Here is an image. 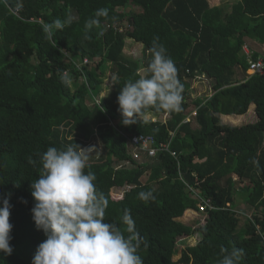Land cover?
<instances>
[{
    "label": "trees",
    "instance_id": "1",
    "mask_svg": "<svg viewBox=\"0 0 264 264\" xmlns=\"http://www.w3.org/2000/svg\"><path fill=\"white\" fill-rule=\"evenodd\" d=\"M101 8L103 35L93 28L85 39L86 20ZM69 16L70 25L45 38L43 24ZM154 37L177 68L181 110L149 108L145 122L125 126L117 97L125 82L151 75ZM246 38L264 45V0H235L226 11L209 0H0V194H10L13 225V252L0 251V264H32L46 239L31 211L37 153L69 145L96 147L88 163L108 200L105 221L127 235L130 211L147 245L144 264H219L221 249L232 247L243 249L241 264H264V75L246 72ZM135 44L139 55L125 53ZM108 70L121 85L105 93ZM202 77L211 94L189 99ZM251 105L256 121L221 122ZM134 135L151 138L158 153L132 145ZM150 190L154 200L138 198ZM187 210L201 215L197 226L179 219ZM196 234L198 242L180 247Z\"/></svg>",
    "mask_w": 264,
    "mask_h": 264
},
{
    "label": "clouds",
    "instance_id": "2",
    "mask_svg": "<svg viewBox=\"0 0 264 264\" xmlns=\"http://www.w3.org/2000/svg\"><path fill=\"white\" fill-rule=\"evenodd\" d=\"M107 16L108 10L101 8L86 20L85 39L91 38L89 33L93 28L97 29V36L103 35L101 18ZM71 22L69 16L43 24L45 38L51 40L54 30H63ZM250 51L252 54L253 50ZM258 51L259 55H264V50ZM151 53V75L125 82L117 97L118 112L125 126L145 122L149 108L181 110L183 86L177 78L175 63L159 43V37L153 38ZM246 72L252 74L248 69ZM59 78L65 86L70 85L67 72L59 73ZM117 84L120 82L114 78L112 85ZM95 149V146H50L37 153L41 167L38 178L31 184L35 201L31 211L36 228L43 231L46 239L37 246L32 264H144L139 249L142 244L147 245L136 230L130 211L125 210L122 217L127 235L117 223L105 221L108 200L97 190L96 175L88 163ZM29 163L36 165L37 160L30 156ZM153 192L141 191L138 198L147 203L155 199ZM11 207L10 194H0V251L7 255L13 252ZM221 252L219 264H241L243 249L222 248Z\"/></svg>",
    "mask_w": 264,
    "mask_h": 264
},
{
    "label": "rangeland",
    "instance_id": "3",
    "mask_svg": "<svg viewBox=\"0 0 264 264\" xmlns=\"http://www.w3.org/2000/svg\"><path fill=\"white\" fill-rule=\"evenodd\" d=\"M210 3L212 5L215 4H222L223 5V9L224 11L229 10L231 7L232 2H234L235 0H209ZM247 43L250 49H256V50H264V45L263 44H259L258 42H255L251 39H247ZM140 45H132L131 47L129 45H127V47L125 48V53L127 54H135V55H139L141 53V47H139ZM264 52V51H263ZM145 69H141V73L144 74ZM249 73H252L249 70ZM113 79H114V74L108 70L107 72V76L105 78L104 84L107 87V89H105V93L106 91L109 90H114L116 88V85H112L113 83ZM203 79L204 82H194L193 85H191L192 87H190V96L189 99H194L196 97H202L205 95H209L211 94V89L209 88V83H207L206 78L202 77L200 78V80ZM101 95H104V92L101 93ZM97 99V98H96ZM98 100V99H97ZM89 104H92V100H88ZM168 116V114H164V119ZM149 118H152L154 121H156V115L154 113H149L148 114ZM147 117V118H148ZM257 120V115L255 112V108L254 105H251L248 112L243 114V115H222L221 116V122L226 123V124H230V125H243L246 123H250V122H254ZM123 163H119L116 162L115 165L120 166ZM114 193H122V189H117L114 188ZM201 216V215H200ZM198 214L194 213L192 210H187L184 214L183 217L179 218L181 220H183L184 222H191V224L193 223L195 226H197V220L199 218H201ZM199 239V235L196 234L192 237H188L185 239H182L180 242V247L183 248L186 245H193L196 242H198ZM180 254H177L174 256V259L179 258Z\"/></svg>",
    "mask_w": 264,
    "mask_h": 264
},
{
    "label": "built area",
    "instance_id": "4",
    "mask_svg": "<svg viewBox=\"0 0 264 264\" xmlns=\"http://www.w3.org/2000/svg\"><path fill=\"white\" fill-rule=\"evenodd\" d=\"M244 51L248 56L249 61V67L248 70L252 72V74L259 73L264 75V55H259L256 59L251 58V51L248 49L247 44L244 45ZM89 60L85 57L83 59V63H88ZM76 64H79V61L75 62ZM132 145H135L139 147L141 150L148 153L149 156H155L159 149L155 146H153L154 141L151 138L142 136V135H134L131 138ZM175 154V153H173ZM135 158L138 157V155H134ZM205 204H202L200 206V210H204L207 207V204H210V201L207 199V201L204 202ZM212 206V205H211Z\"/></svg>",
    "mask_w": 264,
    "mask_h": 264
},
{
    "label": "water",
    "instance_id": "5",
    "mask_svg": "<svg viewBox=\"0 0 264 264\" xmlns=\"http://www.w3.org/2000/svg\"><path fill=\"white\" fill-rule=\"evenodd\" d=\"M186 191H187V192H189V191H190V189H189V188H187V189H186Z\"/></svg>",
    "mask_w": 264,
    "mask_h": 264
}]
</instances>
